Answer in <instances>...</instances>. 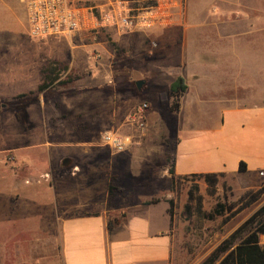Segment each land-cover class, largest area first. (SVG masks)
I'll return each mask as SVG.
<instances>
[{
    "label": "rangeland",
    "instance_id": "374dc122",
    "mask_svg": "<svg viewBox=\"0 0 264 264\" xmlns=\"http://www.w3.org/2000/svg\"><path fill=\"white\" fill-rule=\"evenodd\" d=\"M100 1L77 0L86 5ZM247 6L240 11L261 18L264 28V0H247ZM26 39L22 45L23 69L28 77L35 73L36 65L39 83L48 70L58 77L42 91L36 88L22 93L23 97L19 94L0 99V183L8 166L23 181L52 182L61 194V203L80 205L81 209H71L72 213L99 209L100 204L92 199H100L106 209H111L149 188L154 194L144 203L165 201L172 219L183 223V254L174 258V264H191L210 246L216 248L264 205V178L259 174L255 178L222 174L213 194L198 176L165 181L170 177L176 117L147 116L143 136L127 123L129 114L141 103L146 102L150 108L153 97L148 93L159 108L166 107L169 95L166 85L165 89L152 90L149 75L134 67L143 60L134 54L132 45L126 52V46L116 42L109 32L81 31L71 37ZM238 40L237 49L245 54L241 60L257 66L260 72L247 71L243 80L264 82V31ZM222 52L215 57L217 70L221 71L216 80L222 81L226 75L233 81L240 75V58ZM225 63L230 66V74L223 73ZM137 80L145 81L140 88L135 84ZM166 80L161 82L166 84ZM171 103L172 99L169 109ZM107 130L133 134L139 143L114 152L100 140ZM74 147L82 149L71 151ZM106 193L109 195L105 201ZM126 213L125 209L109 211L108 221H122ZM48 235L42 234L43 239ZM55 238L53 243L40 241L38 250H15L12 246L5 255L0 248V264H22L30 257L36 264H61ZM261 238L264 234L259 235Z\"/></svg>",
    "mask_w": 264,
    "mask_h": 264
},
{
    "label": "crops",
    "instance_id": "0c3cea01",
    "mask_svg": "<svg viewBox=\"0 0 264 264\" xmlns=\"http://www.w3.org/2000/svg\"><path fill=\"white\" fill-rule=\"evenodd\" d=\"M23 5L24 0H0V99L28 93L40 84L37 65L30 77L23 69L22 45L28 38ZM243 8H248L247 0H182V9L169 26L128 33L109 30L116 42L126 46V52L132 45L134 54L142 57L143 62L137 59L139 64L134 67L149 75L144 79L150 80L152 90L166 85L169 91L175 77L184 79L187 87L176 111L169 109L170 93L163 108L153 105L156 99L148 93L153 101L146 116L176 117L175 178L206 173L255 178L264 167V82L243 80L247 71H259L242 61L245 54L237 49L238 39L264 28L261 18L248 17L240 11ZM220 52L239 56L237 79L230 81L225 75L222 81L216 80L221 71L215 57ZM229 67L225 63L223 73L230 74ZM166 78L163 84L161 79ZM77 149L82 148L71 151ZM241 162L245 165L242 170ZM4 170L0 248L5 255L12 246L15 250H38L40 241L53 243L55 235L61 264H174V258L183 254V223L171 219L165 201L144 203L154 194L149 188L111 209L100 199H92L100 204L99 209L72 213L70 210L78 211L80 205L61 203V194L52 182L23 181L13 168ZM165 181L171 183L172 175ZM202 184L207 187L204 181ZM116 209L127 213L122 221H113L109 230L108 212ZM42 234L49 235L43 239ZM259 243L264 244V239ZM213 249L214 245L207 248L191 264H199ZM36 262L30 257L22 264Z\"/></svg>",
    "mask_w": 264,
    "mask_h": 264
},
{
    "label": "built area",
    "instance_id": "2783aa9c",
    "mask_svg": "<svg viewBox=\"0 0 264 264\" xmlns=\"http://www.w3.org/2000/svg\"><path fill=\"white\" fill-rule=\"evenodd\" d=\"M26 33L32 39L71 37L78 32H109L116 29L128 33L169 26L182 9V0H101L86 5L77 0H24ZM154 46L155 43L151 42ZM148 104L135 107L127 123L144 135ZM133 134L107 130L100 136L102 145L122 152L139 142ZM264 178V167L258 171Z\"/></svg>",
    "mask_w": 264,
    "mask_h": 264
},
{
    "label": "trees",
    "instance_id": "16d2710c",
    "mask_svg": "<svg viewBox=\"0 0 264 264\" xmlns=\"http://www.w3.org/2000/svg\"><path fill=\"white\" fill-rule=\"evenodd\" d=\"M43 80L38 85V91L47 88L58 77L52 70H48L43 76ZM186 84L183 77H175L169 84V93L172 98L170 105L171 111H176L179 106V98L186 91ZM21 94L18 97H23ZM172 160V159H171ZM245 165L241 162L239 169L242 170ZM168 172L173 176L172 164ZM222 173L198 174L207 185L208 192L215 193L218 178ZM191 197V196H190ZM192 198V197H191ZM198 196V200H200ZM147 203H155L147 202ZM172 219V211L168 210ZM211 216L212 214H208ZM111 222L108 221L110 230ZM244 234V235H243ZM264 234V205L252 214L241 226L232 232L222 244L218 245L204 258L199 264H264V244L259 243V235ZM238 240V242H236Z\"/></svg>",
    "mask_w": 264,
    "mask_h": 264
},
{
    "label": "water",
    "instance_id": "95a60500",
    "mask_svg": "<svg viewBox=\"0 0 264 264\" xmlns=\"http://www.w3.org/2000/svg\"><path fill=\"white\" fill-rule=\"evenodd\" d=\"M141 83H142L141 80H137V81H136V86H137V88H140ZM64 161H65V160H64Z\"/></svg>",
    "mask_w": 264,
    "mask_h": 264
},
{
    "label": "flooded vegetation",
    "instance_id": "af4514ba",
    "mask_svg": "<svg viewBox=\"0 0 264 264\" xmlns=\"http://www.w3.org/2000/svg\"><path fill=\"white\" fill-rule=\"evenodd\" d=\"M135 84H136V83H135ZM142 84H143V82H142ZM142 84H141V85H142ZM141 85H140V86H141Z\"/></svg>",
    "mask_w": 264,
    "mask_h": 264
}]
</instances>
